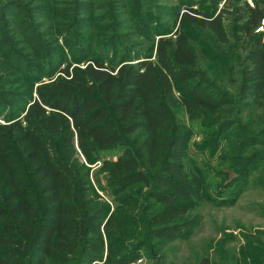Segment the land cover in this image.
<instances>
[{
  "label": "trees",
  "instance_id": "trees-1",
  "mask_svg": "<svg viewBox=\"0 0 264 264\" xmlns=\"http://www.w3.org/2000/svg\"><path fill=\"white\" fill-rule=\"evenodd\" d=\"M222 5L211 13L188 6L172 36L158 32L152 55L129 51L114 33L94 54L84 37L67 45L76 56L60 67L55 39L40 48L38 62L0 51V63L15 67L30 90L8 96L0 121V264H128L149 237L190 230L200 179L182 165L187 129L174 109L189 117L227 113L229 98L214 96L201 79L185 20L226 48L243 45L237 92L264 106V0ZM35 8L48 13L49 1ZM139 182L145 190L135 193Z\"/></svg>",
  "mask_w": 264,
  "mask_h": 264
},
{
  "label": "rangeland",
  "instance_id": "rangeland-1",
  "mask_svg": "<svg viewBox=\"0 0 264 264\" xmlns=\"http://www.w3.org/2000/svg\"><path fill=\"white\" fill-rule=\"evenodd\" d=\"M47 1L48 13L35 8L39 0H0V51L5 49L7 59H11L10 51L16 50L31 61H42L40 48L55 39L62 46L58 56H53L60 67L61 61L73 62L76 56L75 48L70 50L67 45L74 46L77 39L84 37L94 54L104 36L111 33L129 51L152 55L158 32L172 36L179 14L188 6L211 13V5L215 4L218 10L224 2ZM81 16L83 20L78 21ZM63 21L69 26L65 27ZM183 30L204 71L201 79L212 87L209 91L214 96L226 93L229 98L228 103L222 104L227 113L203 111L189 117L180 105L174 109L173 115L187 129L182 165L189 177L200 179L199 197L188 211L195 222L185 235L175 239L149 237V246L128 264H194L202 259L206 264H264V106L254 95L240 97L237 92L243 45L238 43L234 51L230 46L226 48L225 43H217L206 30L187 20ZM119 49L118 46L115 60L121 55ZM112 53L107 51L108 55ZM13 74L17 75L15 67L0 63V121L6 111L5 103L11 100L8 96L15 89L23 87L24 94L30 93L24 84L26 78L19 80ZM173 90L178 95L177 89ZM95 175L99 181L104 180L102 172ZM131 188L135 193L145 190L140 182ZM97 191L105 197L99 188Z\"/></svg>",
  "mask_w": 264,
  "mask_h": 264
}]
</instances>
